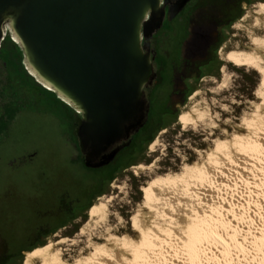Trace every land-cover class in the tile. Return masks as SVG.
Instances as JSON below:
<instances>
[{"label":"rangeland","instance_id":"obj_1","mask_svg":"<svg viewBox=\"0 0 264 264\" xmlns=\"http://www.w3.org/2000/svg\"><path fill=\"white\" fill-rule=\"evenodd\" d=\"M261 2L264 0H248L242 14L234 22L232 34L221 47L218 72L204 71L193 80L186 100L175 113L161 115L162 107L159 106L155 123L164 120V128L155 132L151 142H143L124 151L103 170H88L81 163H72L71 158L77 148L62 133L68 130L67 123L57 118V106H60L61 112L65 111L62 104L52 96L48 103L46 96L49 94L42 92L25 104L27 110L46 109L49 114H18L8 129L0 132V264H25L28 254L63 238H69L59 245L67 264H77L80 259L85 264V256L91 254L98 244L114 247L107 242L109 232L138 240L141 236L132 229V217L137 215L147 226H151L156 218L144 206L147 193L142 190L143 186L160 175H165V179H171L176 174L182 179L195 176L190 165L209 161L208 153L218 141H233L237 134L255 132L262 122L259 116L264 115L262 74L251 66L231 62L226 56L231 51H247L264 57V49L254 42L255 38L264 39V14L258 9ZM193 111L206 112L205 118L185 125L181 115ZM234 155L231 154V159L227 155L222 157L224 168L232 172L233 178L236 177V166L232 165L238 159ZM56 181L61 187L69 186L66 187L69 190L75 188L77 197L88 202L87 211H79L71 218H66L64 213L55 217L52 209L53 195L58 189ZM104 181L120 186L109 185V188L94 193V200L82 197L83 186L96 187ZM36 185H42L48 191L46 197L50 200L38 207L40 213L37 216L23 218L24 191ZM10 190L13 192L11 195L8 193ZM15 202H18L16 207L22 209L11 208ZM102 202L107 203V208L92 218L93 206ZM239 221L250 223L249 219ZM71 224L74 226L69 227ZM40 225L44 228L39 229ZM75 225L80 227L72 232ZM83 229L84 234L81 233ZM166 236L171 240L169 235ZM203 237L211 238V232L203 230L197 235L200 240L195 238L194 244L204 240ZM30 242L36 243L28 246ZM173 246L170 249L177 253L179 245ZM126 255L135 257L133 252ZM187 260L185 262L190 263L189 257ZM34 264H40V261L35 259Z\"/></svg>","mask_w":264,"mask_h":264},{"label":"water","instance_id":"obj_2","mask_svg":"<svg viewBox=\"0 0 264 264\" xmlns=\"http://www.w3.org/2000/svg\"><path fill=\"white\" fill-rule=\"evenodd\" d=\"M163 0H0L30 74L81 115L85 164L113 162L145 124L155 74L143 37L163 24Z\"/></svg>","mask_w":264,"mask_h":264},{"label":"bare ground","instance_id":"obj_3","mask_svg":"<svg viewBox=\"0 0 264 264\" xmlns=\"http://www.w3.org/2000/svg\"><path fill=\"white\" fill-rule=\"evenodd\" d=\"M258 9L259 13L264 14V2L258 4ZM254 42L264 49V39L255 38ZM226 57L231 62L248 65L259 71L264 88V57L260 53L231 51ZM198 111L183 113L181 118L184 124L203 121L206 112ZM259 117L262 122L259 127L255 126V132L243 135L236 133L233 141L221 139L208 153L209 161L190 165L195 176L182 179L176 174L171 179H165V175H160L152 179L149 185L143 186L142 190L147 193L144 206L156 215L152 225L147 226L137 215L133 216L132 229L141 238L137 240L129 235L119 236L109 232L107 242L115 246L96 245L91 254L85 256L84 263L264 264V115ZM236 146L241 150L234 149ZM223 154L230 159L231 154L238 158L237 161L232 157L236 163H231L236 166L235 178L232 172L224 168ZM106 208L105 202L95 204L92 218ZM240 219H249L250 223H242ZM203 230H209L211 238L203 237L204 240L194 244L195 238ZM84 232L83 229L81 233ZM67 240L69 238H63L31 252L25 264H34L35 259L40 264H67L59 247ZM173 245H179L177 253L170 249ZM130 252H133L134 258L126 255ZM254 256L256 260H253ZM187 257L191 259L190 263L185 262ZM82 263L81 259L77 261V264Z\"/></svg>","mask_w":264,"mask_h":264},{"label":"flooded vegetation","instance_id":"obj_4","mask_svg":"<svg viewBox=\"0 0 264 264\" xmlns=\"http://www.w3.org/2000/svg\"><path fill=\"white\" fill-rule=\"evenodd\" d=\"M247 2L248 0H163L162 6L165 10L163 24L143 37L144 49L151 55L155 74L152 83L144 88L145 100L149 105L146 122L131 137L129 146L121 150L117 156L135 145L146 142L151 135L150 131L163 124L164 120L155 123L159 106L162 107L161 115L175 113L186 100L193 80L199 78L204 71L218 72L222 44L228 39V35L232 34V26H235L234 22L242 14ZM8 36L11 37L9 32L0 45V132L8 129L18 114L21 116L35 115V112L49 114L46 109L34 111L27 110L25 106L29 100H34L38 93L49 94L46 96L48 103L51 102L49 97L52 96L65 110L61 112L60 106H57L59 107L57 118L67 123L68 130L62 133L77 148L71 158L72 163H81L85 169L95 171L109 167L110 164L99 168L85 164V156L78 141L81 116H77L67 106L68 104L61 102L54 91L44 87L30 74L23 63V57L20 58L19 48L6 42ZM52 103L55 105L53 101ZM106 183L101 182L96 187L83 186L82 197L94 200V193L109 188V185L118 188L120 186L111 182L107 185ZM56 185L58 189L53 195L52 209L55 217H60L64 213L66 218H71L79 211H87L88 202L77 197L75 188L69 190L66 188L69 186L61 187L57 181ZM47 192L42 185L28 187L24 191L26 200L22 202L23 209L16 207L18 202L11 208L24 210L23 218L37 216L40 213L38 207L50 200L46 197ZM8 193L13 194L11 190ZM67 197L69 198L66 199ZM73 226L74 224H71L69 227ZM79 227L75 225L71 231L74 232ZM41 228L44 227L40 225L39 229ZM35 243L30 242L28 246Z\"/></svg>","mask_w":264,"mask_h":264},{"label":"trees","instance_id":"obj_5","mask_svg":"<svg viewBox=\"0 0 264 264\" xmlns=\"http://www.w3.org/2000/svg\"><path fill=\"white\" fill-rule=\"evenodd\" d=\"M6 42L12 43L13 46H17V47L19 48L18 51H19V53H20V58L23 57V53H22L21 48L19 47V45H18L15 41H13V40L11 39V37L8 36ZM61 102H62L63 104H65V105H67V103L64 102L63 100H61ZM67 106L70 107V108L75 112V114H76L77 116H81V115H80L79 113H77L76 110H75L74 108H72L70 105H67ZM163 128H164V124H160V125H158V127H156L155 129H153L152 131H150V132H151V135H150V137L146 140V142H151V141L153 140V138H154V134H155V132L158 131V130H161V129H163Z\"/></svg>","mask_w":264,"mask_h":264}]
</instances>
